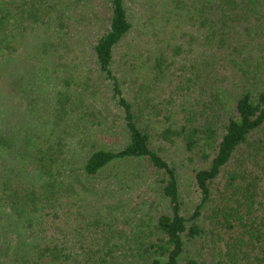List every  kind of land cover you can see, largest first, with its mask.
<instances>
[{
    "label": "rangeland",
    "instance_id": "obj_1",
    "mask_svg": "<svg viewBox=\"0 0 264 264\" xmlns=\"http://www.w3.org/2000/svg\"><path fill=\"white\" fill-rule=\"evenodd\" d=\"M195 1L125 0L132 27L115 50L113 67L157 151L177 168L188 214L199 203L193 175L208 164L200 155L205 146L199 144L190 153L181 136L168 141L162 132L168 126L179 129L183 110L203 112L206 106L200 100L209 101L208 94L182 87L191 63L201 61L206 50L202 41L207 29L200 26L202 15ZM15 2L0 0V135L8 140L0 142V242L26 260L39 238L72 240L83 237V232L88 238L95 230L89 224L95 216L102 215L115 228L129 229L159 208V194L140 160L112 163L97 180L83 172V160L92 147L116 150L124 142L107 82L90 63L104 24L105 0H44V5L34 0L33 6L20 8ZM260 9L264 11L263 0ZM257 33L262 35L248 36L246 53L234 67L230 59L226 61L229 73L223 74L221 89L227 90L222 99L229 114L239 90L264 81V26ZM239 65L245 69L235 70ZM60 100L67 108L62 119ZM78 179L85 185H77ZM52 184L54 202L37 205L34 213L38 231L4 207L6 188L46 192ZM63 185L75 189L66 192ZM215 186L214 199L222 197L218 189L229 194L225 175ZM213 202L204 206L205 216ZM226 242L217 236L195 241L189 256L201 264H231L223 254L232 248ZM5 259L1 256L0 264Z\"/></svg>",
    "mask_w": 264,
    "mask_h": 264
},
{
    "label": "trees",
    "instance_id": "obj_2",
    "mask_svg": "<svg viewBox=\"0 0 264 264\" xmlns=\"http://www.w3.org/2000/svg\"><path fill=\"white\" fill-rule=\"evenodd\" d=\"M33 1L16 0L15 6H33ZM195 2L202 15L200 26L207 29L202 41L206 55H202L201 61L191 63V73L184 76L182 87L192 93L200 90L202 95L208 94L209 101L200 100L206 106L203 112L183 110L184 121L179 129L168 126L162 136L168 141L173 136H181L190 153L199 144L205 146L200 148V155L208 164L195 169L193 175L199 203L190 214L184 212L177 168L157 151L152 134L141 125L140 110L124 95L121 76L113 67L115 50L131 31L132 24L125 0H105L104 24L92 46L90 63L107 82L119 111L117 117L124 142L116 150L92 147L83 160V172L90 180H97L112 163L143 161L154 177L159 208L140 217L130 230L115 228L102 215L95 216L89 222L95 230L88 238L85 232L83 237L75 236L72 240L39 238L32 245L33 254L26 260V256L17 258L13 248L11 252L6 243L0 242V257L7 258L2 264L24 261L31 264H201L189 256L190 247L195 241L214 236L225 238L232 247L223 253L231 264H264V81L256 88H240L232 100L230 114L225 98L222 99L227 90L221 89L223 74L229 73L226 61L230 59L234 67L246 53L248 36L256 37L258 29L264 26L260 24L264 11L260 9L261 0ZM252 21L250 25L247 23ZM162 62L156 61V64ZM244 69L239 65L235 70ZM66 112L65 102L60 100L58 118L62 119ZM0 142L8 144L3 135ZM222 175L226 177L229 194L225 196L218 189L222 197L214 199L215 184ZM76 184L84 182L78 179ZM63 187L66 192L75 189L69 185ZM55 188L52 184L46 192H37L12 186L6 188L1 199L11 216L16 220L23 218L29 224L27 227L37 230L34 219L37 205L53 203L51 191ZM211 202L210 213L205 216L203 208Z\"/></svg>",
    "mask_w": 264,
    "mask_h": 264
}]
</instances>
